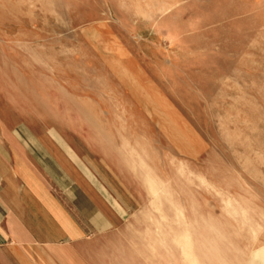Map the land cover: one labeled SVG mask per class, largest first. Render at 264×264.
Wrapping results in <instances>:
<instances>
[{
	"label": "crops",
	"instance_id": "1",
	"mask_svg": "<svg viewBox=\"0 0 264 264\" xmlns=\"http://www.w3.org/2000/svg\"><path fill=\"white\" fill-rule=\"evenodd\" d=\"M0 2V264H264V142L163 98L157 36L126 25L183 0H103L76 31Z\"/></svg>",
	"mask_w": 264,
	"mask_h": 264
},
{
	"label": "rangeland",
	"instance_id": "2",
	"mask_svg": "<svg viewBox=\"0 0 264 264\" xmlns=\"http://www.w3.org/2000/svg\"><path fill=\"white\" fill-rule=\"evenodd\" d=\"M29 1L21 0V12L45 20L50 30H82L91 24L81 20L95 8L108 14L103 0ZM126 25L157 36L147 40V61L163 98L211 102L213 112H222L228 141L239 127L245 143L264 142V0H183L162 23Z\"/></svg>",
	"mask_w": 264,
	"mask_h": 264
}]
</instances>
